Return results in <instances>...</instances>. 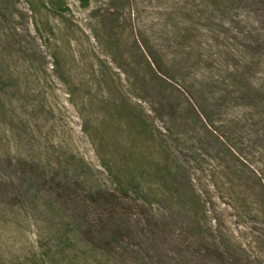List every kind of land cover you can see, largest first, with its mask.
I'll return each instance as SVG.
<instances>
[{"label":"rangeland","instance_id":"374dc122","mask_svg":"<svg viewBox=\"0 0 264 264\" xmlns=\"http://www.w3.org/2000/svg\"><path fill=\"white\" fill-rule=\"evenodd\" d=\"M0 264H264V0H0Z\"/></svg>","mask_w":264,"mask_h":264}]
</instances>
